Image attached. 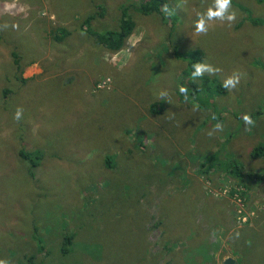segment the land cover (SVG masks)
<instances>
[{"label": "rangeland", "instance_id": "1", "mask_svg": "<svg viewBox=\"0 0 264 264\" xmlns=\"http://www.w3.org/2000/svg\"><path fill=\"white\" fill-rule=\"evenodd\" d=\"M140 1L0 0V260L264 264V182L223 166L235 156L245 173L264 170V159L249 155L264 145V25L248 19H264V0H232L235 23L210 22L206 35L193 25L213 0H173L165 20L141 14ZM123 8L142 40L131 71L119 67L125 52L115 58L79 30L88 15L93 32L117 30ZM59 28L72 36L54 41ZM130 38L121 51L136 45ZM70 49L78 61L61 63ZM192 49L220 69L205 74L222 85L239 73L237 87L221 91L209 80L181 94L191 56L176 53ZM244 114L255 121L247 131ZM217 123L224 131L209 137ZM22 150L41 154L35 166ZM215 151L223 165L202 181L194 169ZM230 186L246 195L230 196ZM63 241L72 242L65 254Z\"/></svg>", "mask_w": 264, "mask_h": 264}, {"label": "trees", "instance_id": "2", "mask_svg": "<svg viewBox=\"0 0 264 264\" xmlns=\"http://www.w3.org/2000/svg\"><path fill=\"white\" fill-rule=\"evenodd\" d=\"M256 1L261 2L262 0H256ZM173 2H174L173 0H141L139 2L137 9L143 15H150V14L154 13V14H157L158 16H160L162 20H165L171 16H168L165 13H163L161 11V7H162V5L167 4L170 8L172 6ZM92 19H93V16H89V15L86 16L82 20V22L80 23L79 30L88 34V35L93 36L95 44L108 49L110 52L120 51L124 47L127 39L132 35V33L134 32V29H135V22L128 16L127 10L125 8H123L121 19L119 21V26H118L117 30L108 31L104 34H97V33L93 32L91 29L90 24L92 22ZM248 19H250L255 24V26L264 25V19H251L250 17H248ZM84 26H86V27H84ZM57 31L60 35L54 36L53 39L55 41H58V42L62 41L64 38H66L70 35L69 34L70 31H68L65 28H59V29H57ZM189 55L191 56L190 60H189ZM14 56H15V54H14ZM176 56H179L182 60L187 61V62L189 60V65H188L187 69L182 71V79L184 80V78L190 77V85L188 86V90H192L191 91L192 94H194L196 91H201V87L199 85H197L196 83H199L202 81L206 82L209 80H212V83L215 82L216 86L219 85V89L221 91L226 90L222 86V82H220L216 78L208 77V75H206L205 73L202 77H196L195 79H193L191 77V73L195 71V69L193 68V65L195 63H198V62L203 63L204 54L201 50H195L194 51V49H192L190 52L176 53ZM18 64H19V61H15V65H17V67H19ZM4 94L6 95L7 91ZM199 105H201V104H199ZM155 109H156V107H155V104L153 103L150 107V112H155ZM196 140H198V137L194 138V143L196 142ZM199 149H200L199 146H194V145L191 146V148H190V150L194 151L193 154H191L192 156L190 158L194 162L200 157V153L196 152ZM181 153H182V156L184 157V155H185L184 152H181ZM40 155L41 154L38 151L28 152V151L22 150L19 153V156L24 161H29L32 166L36 165L35 160L37 161V159L40 157ZM249 155H250L251 159H260V158L264 159V145H259L255 148H253L250 151ZM208 160H209V157L206 158L202 162V164L199 168V171L201 174L209 171L212 168V166L208 164ZM106 162L108 165L107 167L109 168L110 162L109 161H106ZM221 162H223V161H221ZM221 162H220V164H221ZM192 164H195V163H192ZM221 165H223V164H221ZM223 166H225L226 169H229L228 172L231 175H233L235 178L242 180V177L244 174V176L249 177L251 180L255 179L256 180L255 185H258L261 182H264V170L260 171V172L257 171V172H246L245 173V172H243L242 163L235 156L232 157V160H230V162L224 164ZM30 175H32V174L30 173ZM229 184H231V183H229ZM226 186H229V185H226ZM231 186L234 187V184L232 183ZM236 186H241V184L235 183V187ZM232 187L228 191L230 196H238L239 199H242L243 196L246 195L245 192L239 191V190L232 188ZM245 188L248 189V187H245ZM71 241H72V239H71ZM71 241H68V242L63 241L62 248H61L62 254H65L67 252V250L70 248V243H72ZM39 250L42 251V248H39ZM32 259H33V257H31L29 260L32 261Z\"/></svg>", "mask_w": 264, "mask_h": 264}, {"label": "clouds", "instance_id": "3", "mask_svg": "<svg viewBox=\"0 0 264 264\" xmlns=\"http://www.w3.org/2000/svg\"><path fill=\"white\" fill-rule=\"evenodd\" d=\"M232 9V0H213V3L206 9L204 12H198L197 18L194 22V30L196 34L199 35H206L209 30L210 22L220 21V22H227L229 26L235 23L237 19V14ZM161 11L168 16L172 15V10L169 8L167 4L162 5ZM14 29L18 28V25L12 26ZM195 69L194 72L191 73V77L195 79L196 77H202L205 72H209L210 74H215L220 71L218 68H214L211 65L205 63H195L193 65ZM240 82V75L239 73H233L231 76L225 79L223 82V87L225 89H235ZM188 91L187 88L181 86L179 88V92L181 94H186ZM161 96H165L166 93L161 92ZM23 110L18 108L14 114V119L19 121L22 118ZM212 119H216L215 116ZM245 130L247 131L249 128L255 125V121L249 114H244L242 116ZM215 130V132L213 131ZM224 125L222 123H217L214 125L213 129L208 132L209 137L213 136L216 132H223ZM0 264H9L6 260H0Z\"/></svg>", "mask_w": 264, "mask_h": 264}, {"label": "crops", "instance_id": "4", "mask_svg": "<svg viewBox=\"0 0 264 264\" xmlns=\"http://www.w3.org/2000/svg\"><path fill=\"white\" fill-rule=\"evenodd\" d=\"M70 34V32H69ZM72 34H70L67 38L71 37ZM133 38H130V41H132L133 43H135L136 45L132 48V49H128L125 48V50L123 51H118V52H110L108 49L104 48V47H99L101 48L102 50H105L107 51L106 53H110L113 55V57L117 58V56L123 52H125V55L118 58V60L120 61L121 59V65L119 67H125V66H122L124 65V62H125V65L126 66H129L126 68V71H131L137 64H138V61H139V55H138V50L140 49L138 46L140 45V43L142 42V40L139 38L138 34H135L133 33L131 35ZM65 39V38H64ZM63 39V40H64ZM55 41V40H54ZM58 42V41H56ZM61 42V41H60ZM66 46L68 47V44L66 43ZM70 48V47H68ZM139 48V49H138ZM169 48L172 50V48L169 46ZM173 51V50H172ZM104 53V52H102ZM81 55V53L79 52V50L75 51V50H72L70 49V51L64 53L61 57V63H65V64H71V63H75L78 61L79 59V56ZM142 58L144 59V57L142 56ZM115 63V64H112L113 67H116L118 65V62ZM103 63V61H102ZM41 72V71H40ZM94 81V79L92 80ZM194 129V134L197 133V137H198V140H196L195 142V146H199L200 147V133L198 132V130L196 129V126L193 128ZM219 151V150H218ZM211 157L214 158L215 160L214 161H211ZM208 160V164L212 166L211 169H213L214 171V166L216 164H219L221 161H223L224 159L222 158V156L217 152L215 151V153H212V156H211ZM206 159V157H203L201 158L200 160V164H199V167L201 166L202 162ZM205 163V162H204ZM199 167L198 168H195L194 169V173L197 174L198 177H200V179L203 181L204 180V177L202 176V174L200 173L199 171ZM205 175V174H204ZM198 184V183H197ZM201 187V186H200ZM191 190H195L196 192H198V187L196 188H188V191L189 192H192Z\"/></svg>", "mask_w": 264, "mask_h": 264}, {"label": "water", "instance_id": "5", "mask_svg": "<svg viewBox=\"0 0 264 264\" xmlns=\"http://www.w3.org/2000/svg\"><path fill=\"white\" fill-rule=\"evenodd\" d=\"M222 264H237V262L235 260H233L230 257H227Z\"/></svg>", "mask_w": 264, "mask_h": 264}]
</instances>
